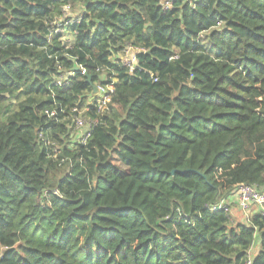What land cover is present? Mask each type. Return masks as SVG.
Returning <instances> with one entry per match:
<instances>
[{
  "label": "trees",
  "instance_id": "obj_1",
  "mask_svg": "<svg viewBox=\"0 0 264 264\" xmlns=\"http://www.w3.org/2000/svg\"><path fill=\"white\" fill-rule=\"evenodd\" d=\"M238 183L264 190V0H0V264H264V213L208 208Z\"/></svg>",
  "mask_w": 264,
  "mask_h": 264
},
{
  "label": "built area",
  "instance_id": "obj_2",
  "mask_svg": "<svg viewBox=\"0 0 264 264\" xmlns=\"http://www.w3.org/2000/svg\"><path fill=\"white\" fill-rule=\"evenodd\" d=\"M63 14L62 17L59 20H56L53 22V28L51 30V33L59 32L63 29L62 23L65 21L67 23L69 20L64 18V14L69 11V6L65 5L63 8ZM68 39H70L68 37ZM122 62L128 66L129 70L132 71V69L135 66L136 58H135V52L132 50L131 47H127L124 52L122 53ZM97 87V93H99V102L103 106L106 104L108 100V95L113 91L112 85H104V84H98ZM74 112H77V115L74 116V124L75 128L92 126V121L86 117H81L79 115H82V110H78L77 108L73 109ZM89 137V128L86 129L84 133H82L78 139L77 142H83L85 143ZM40 139L42 142H45L46 145L51 146L52 142L50 140H46L43 138L40 134ZM56 147L53 149V153H49V156L55 157L56 155ZM49 191H45V196L47 197L49 195ZM52 193L59 194L58 190H52ZM236 203L237 206L244 211H247L251 214L253 210L263 212L264 213V190L257 188L256 186L244 184V183H238L235 185V187L227 193V195L223 198H221L217 203L212 204L208 206L211 210H220L224 209L227 210V207L230 206V204ZM246 216L245 218H247Z\"/></svg>",
  "mask_w": 264,
  "mask_h": 264
},
{
  "label": "rangeland",
  "instance_id": "obj_3",
  "mask_svg": "<svg viewBox=\"0 0 264 264\" xmlns=\"http://www.w3.org/2000/svg\"><path fill=\"white\" fill-rule=\"evenodd\" d=\"M68 33H66L65 35H67ZM71 35H69V37H70ZM63 40V43H64V45L65 46H68V45H71L72 44V41L71 40H69L68 39V35L67 36H65L64 37V39H62ZM232 210H233V217L234 216H237V218H245L246 216H250V213L249 212H247V211H244V210H241L238 206H237V204L236 203H232V204H230V206H229ZM236 214V215H235ZM238 219V220H239ZM241 220V219H240Z\"/></svg>",
  "mask_w": 264,
  "mask_h": 264
},
{
  "label": "water",
  "instance_id": "obj_4",
  "mask_svg": "<svg viewBox=\"0 0 264 264\" xmlns=\"http://www.w3.org/2000/svg\"><path fill=\"white\" fill-rule=\"evenodd\" d=\"M87 75V74H86ZM87 79L89 80L90 77L87 75ZM97 92V87L95 85L92 86V93H96ZM173 172V171H172Z\"/></svg>",
  "mask_w": 264,
  "mask_h": 264
}]
</instances>
